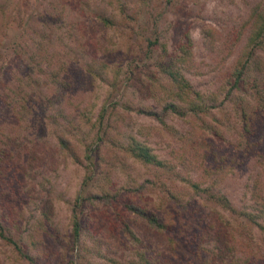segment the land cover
I'll list each match as a JSON object with an SVG mask.
<instances>
[{"label": "rangeland", "instance_id": "rangeland-1", "mask_svg": "<svg viewBox=\"0 0 264 264\" xmlns=\"http://www.w3.org/2000/svg\"><path fill=\"white\" fill-rule=\"evenodd\" d=\"M124 1H127L128 8L124 12L118 11L119 20L113 26L106 27L100 21H95L96 17L88 8L93 4H105L103 0H0V65L8 63L11 70L7 78L0 69V135L3 131L13 132V128L14 134L19 135L13 160L19 163L20 170H16L14 182L26 176L25 182L29 183L20 197L9 192L0 196L2 220L11 228L6 231L12 235L17 232L13 219H17L22 228L30 224L39 240L32 243V253L38 258L37 264L73 263V254L69 249L73 243L68 237L71 230L68 200L73 201L77 193L86 195L89 188L95 189V185L100 183L118 191L115 198L108 202L103 199L84 200L80 211L84 229L80 241L87 246L91 244L85 252L84 264H97L102 259L107 263L101 255L117 259L118 264H129L135 257V249L144 245L158 251L155 254L165 264H191L188 259L197 264V257H192L190 251L195 239L199 235L205 236L201 245L209 248L210 252H216V243L219 247L223 246V239L231 236L230 229H234L233 233L236 234L235 244L242 241L238 243L239 247L254 246L257 253L253 264H264V235L257 228L251 229V235L240 231L243 230L241 224L244 220L237 213L238 209L257 199L264 204V105L256 104L257 129L251 135L254 142L244 159L228 170L224 177L223 169L212 172L207 180L208 190H192L189 196H182L180 202L173 198L172 193L178 197L180 192L175 191L177 187L181 184L184 187L189 181L177 177V184H170L168 180L162 183L161 179L165 177L162 168L150 167L127 155L122 149L129 135L133 133L147 139L161 158L174 161L185 158L192 166V176L199 181L205 179L208 159L218 156L215 150H225L233 147V144L231 141L226 142L227 139L212 138L214 140L211 141L208 137L199 140L195 137L186 143L184 135H189L188 125L182 117L167 115L165 122H160L121 103L126 98H132L136 102L133 104L154 101L147 88L150 68L146 65L143 51L149 45L148 40L157 36L158 41L166 42L168 50L174 49L183 41L185 31L192 35L195 60L203 61V73L191 76L194 86L202 89L218 88L228 76L232 61L242 46L250 8L259 0ZM106 7L111 9L109 5ZM56 12H60L62 19L49 25L57 30L54 36L59 33L63 36L61 50H54V53L65 63V69L56 80L42 78L35 93H49L52 96L54 88H69L73 85L69 94L74 102L67 103L66 107L75 118L79 115V107H83L82 110L84 107L89 108L88 97L95 101L91 118L93 123L84 124V127L90 135L96 130L103 133L105 140L99 143L106 158L98 169L108 174L106 178L98 174L95 180L85 177L90 170L84 164L83 157L74 160L59 153L56 132L67 131L66 120L59 111L52 108L45 110L39 106L37 111L46 112L28 113L20 127L12 124L15 119L13 112L4 102V92L8 86L5 83L14 78V73L20 71L23 62L17 57L19 54L11 52L14 40L25 36L23 40L31 44V34L26 31L22 33L24 26L27 30L35 25L40 26L45 14ZM49 17L56 19L52 15ZM208 25L213 27L217 46L212 51L203 44V29ZM105 34H111L116 41V55L112 59H120L121 52L129 53L132 58L129 66L120 69L117 82L92 78L83 68L84 63L95 54V44L99 45L105 39ZM55 41L59 43L57 39ZM158 41L153 46L154 54H158L160 49ZM257 51L264 55V51ZM108 71L112 75L110 69ZM71 75H75L74 84L70 80ZM61 78L64 83H61ZM64 102V99L60 101V105H65ZM104 108L107 112L103 116ZM99 113L102 114L101 121ZM112 135L117 139L115 143L110 140ZM43 174L55 183L54 187L46 178L38 182ZM84 179L88 180L84 182ZM152 180L154 184H151ZM60 189L64 191L65 199L56 196ZM218 191L227 197L229 204H224L217 197ZM129 198L145 205L160 217L174 218V225L168 228L171 230L157 231L148 226L142 217L124 207L122 201ZM122 219L139 240L128 235ZM52 233L60 238L56 240ZM239 234L245 235V239ZM90 247L94 250L100 248L101 252H89ZM213 257H217L215 253ZM0 264H25L14 245L1 237Z\"/></svg>", "mask_w": 264, "mask_h": 264}, {"label": "trees", "instance_id": "trees-1", "mask_svg": "<svg viewBox=\"0 0 264 264\" xmlns=\"http://www.w3.org/2000/svg\"><path fill=\"white\" fill-rule=\"evenodd\" d=\"M103 1L105 4H93L88 8L92 10L96 22L100 21L104 26L111 27L119 20L118 11L119 13L124 12L128 8L127 1ZM106 5L111 6V9H108ZM51 15L55 16L57 20L49 17ZM61 16L60 12L45 14L43 16L44 21L39 23L40 26H32L30 30H27L24 26L22 33L26 31L31 34L30 36L33 39L31 44L23 40L25 36L18 38L16 41L14 40L15 43L11 46V52L19 54L17 57L23 62L19 67L20 71L15 72L14 78L8 79V82L5 83L8 86L4 92V102L13 112L15 119L12 124L20 127L22 121L27 118L28 113L35 111L45 113L47 108L59 111L66 120L65 129L67 130L66 132H56L55 137L59 153L65 158L71 157L74 160H80L83 157L84 164L90 170L85 177L95 180L98 174L100 177L104 176L106 178L108 174H103L105 171L102 172L98 169L101 162L106 158V154L100 149L99 143V141L105 140L103 133L96 130L93 135H90L89 130L84 127V124L93 123L91 118L95 101L90 100L88 97L89 108L84 107V110H82L83 107H79V109L76 107L79 110V115L75 118L69 108L66 107L67 103L74 102L71 99L72 95L69 94L70 90L73 89V85L69 88H66V86L58 89L54 88L51 92L52 96H49V93L43 95L39 92L35 93V88L38 87L42 78H54L56 80L61 76L62 70L65 69V63L60 61L58 55L54 53V50H61L63 36L61 33H59V37L54 36L53 33L57 30L49 25V23L60 21ZM155 20L157 19L155 18ZM203 37V44L208 50L212 51L217 47L214 42L212 26L204 27ZM157 38L159 36L149 39V45L143 51L146 57V65L150 68L147 88L154 101L146 104H133L136 102L132 98H126L122 99L121 103L126 104L127 108L134 109L139 114L151 116L160 122H165L167 115L182 117L188 125L187 132L189 135H184L186 143L195 137L198 140L208 137L211 141L214 139H227L226 142L231 141L233 144V147L230 146L225 150L219 148L215 150L218 156L208 159L205 179L199 181L198 178L192 176V166L186 162L185 158L176 161L161 158L147 139L138 137L133 133L129 135L128 141L123 144L122 149L128 153L127 155L150 167L162 168L165 176L161 179L162 183L165 182L164 180H168L170 184H177V177L189 181L188 185L183 187V184H181L177 187L175 191L180 192L178 197L175 193H172L173 198L181 202L182 196L186 194L189 196L192 190L196 191L201 188L208 190L209 183L207 180L210 179L212 172L223 169V173H225L222 176L224 177L228 170L244 159V156L249 153V146L254 142L251 140V135L257 129L256 104L264 105V102H262L264 101V93H262V90H264V55L257 51H264V0H259L251 6L247 18V32L242 46H240L232 61L228 76L220 82L218 88L202 89L194 86L191 76L201 75L204 69L203 61L199 62L194 58L193 38L189 31L184 32L183 41L171 50H168L166 42L158 41ZM55 39L59 43H56ZM157 41L160 43V49L158 54H154L153 46ZM115 43V38L111 34H105V39L100 41L99 45L95 44V54L83 65L86 73L92 78L117 82L120 69L129 66V62L132 60L129 53L121 52L120 59L116 61L112 59V56L116 55ZM56 60L58 62H55ZM0 69L8 78L11 73L10 65L3 63L0 65ZM109 69L112 75L109 74ZM61 80V83H64L63 78ZM70 80L74 84L75 75H71ZM63 99L65 105L61 106L60 101ZM39 106H42L45 110L42 112L37 111ZM103 111L104 116L107 111L105 108ZM102 119V114H100L99 121ZM14 130L13 128V132L3 131L0 135V196L9 192L20 197L21 193L26 190V185L29 184L25 182L26 176L14 182L16 180V170H20L19 163L13 160L19 144V135L14 134ZM110 140L115 143L117 139L112 135ZM204 149L207 150L206 147ZM213 154L215 153L213 152ZM45 178L51 183V187L55 186V183L51 182L44 174L38 182H42ZM87 180L84 179V182ZM151 184H154L153 180ZM49 191H51L50 188ZM117 191L118 189L113 191L108 186L97 183L95 189L89 188L87 190L86 195L77 193L73 201L68 200L71 208V230L68 237L71 244L73 243L72 247L69 246L73 254L71 259L73 263L71 264H84L86 260L85 252L91 245L87 246V244L85 245L80 241L84 230L80 215L84 200L99 201L103 199L108 202L115 198ZM56 196L64 198V191L60 189ZM217 197L224 204H229V200L223 193L218 191ZM122 204L126 209L142 217L148 226L155 228L157 231H169L171 229L168 228H172L174 225V218L160 217L153 210L131 200V198L123 200ZM237 213L244 220L241 226L243 230H246V232L240 231L246 233V235H251V229L257 228L264 235V204L262 202H258L257 199L250 205L238 209ZM121 221L128 235L132 239L139 240V237L124 219ZM12 222L17 229V232L13 235L6 231V229L11 228L4 223L0 214V237L14 245L18 253L24 258L25 264H37L38 258L32 253V246L34 245L32 243L39 242V240L36 233L31 230L34 229L33 226L28 224L22 228L17 219H13ZM233 230L230 229L229 231L231 236L223 239V246L219 247L216 243V252H210L209 248L201 245L200 242L205 240V236L199 235L200 237L195 239L193 249L189 248L191 256L197 257V264H253L257 251L253 245L249 248L246 246L239 247L238 243H242V241L235 244L237 237ZM51 235L56 240L60 238L59 235L53 233ZM239 235L245 239V235ZM190 240L192 241V239ZM100 250V248L97 250L91 248L89 252L99 253ZM135 250V257L129 264H165V262L159 261L156 255L158 251H153L147 245ZM213 253L217 257H213ZM101 256L105 257L107 263H104L102 259L97 264L119 263L117 259L107 258L105 255ZM188 260V263H195L190 261L191 259ZM168 264L173 263L168 262Z\"/></svg>", "mask_w": 264, "mask_h": 264}]
</instances>
